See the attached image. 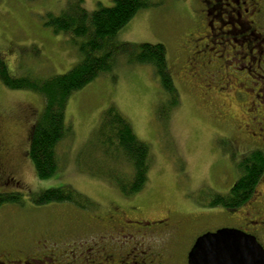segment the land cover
Masks as SVG:
<instances>
[{
    "label": "rangeland",
    "instance_id": "rangeland-1",
    "mask_svg": "<svg viewBox=\"0 0 264 264\" xmlns=\"http://www.w3.org/2000/svg\"><path fill=\"white\" fill-rule=\"evenodd\" d=\"M153 3L137 14L116 40L165 47L179 104L171 106L151 66L128 64L120 56L110 73L70 98L65 121L71 134L57 148L60 170L52 179L40 180L28 156L31 131L42 115L44 98L31 90L7 88L0 79V194L22 193L20 203L0 208V239L13 236L33 244L59 238L64 241L60 248L75 243L79 250L141 240L144 247L162 252L169 264H185L201 234L242 229L244 220L264 207V177L251 201L238 210L209 206L214 196L229 195L240 180L238 165L244 156L264 150V92L259 91L262 80L256 67L249 68L238 58L226 65L203 60L223 55L219 40L211 46L210 55L199 52L197 71H206L211 64L223 79L230 78L227 72L233 80L246 81L226 93L208 92L205 85L209 82L196 76V55L191 52L204 35L196 31L200 12L204 14L199 0ZM100 4L112 7L114 2L0 0V61L10 77L40 81L71 71L82 60L78 46L72 36L56 34L50 21L63 13H77L79 7L91 14ZM215 28L220 29L218 23ZM198 45V50H203L201 41ZM228 48L232 56L234 50ZM252 79L258 81L251 89ZM217 85L225 86L224 82ZM214 86L215 82L210 83L209 89ZM111 107L128 119L138 139L151 150L148 184L131 197L92 171V167L100 169L107 163L95 149V136ZM159 108L168 116L159 117ZM129 166L126 162L112 165L131 176ZM67 186L86 197L89 208L72 203L37 206L30 199V195L35 198L45 190ZM120 225L122 232L117 230ZM104 235L107 239H101ZM109 237H115V244L108 245L112 242ZM66 238L72 240L68 243Z\"/></svg>",
    "mask_w": 264,
    "mask_h": 264
},
{
    "label": "trees",
    "instance_id": "trees-1",
    "mask_svg": "<svg viewBox=\"0 0 264 264\" xmlns=\"http://www.w3.org/2000/svg\"><path fill=\"white\" fill-rule=\"evenodd\" d=\"M113 2L112 7L98 5L91 14L79 7L77 13H63L50 21L56 34L74 38L82 56L81 62L68 73L49 80L14 79L0 61V79L7 88L31 90L44 98L42 115L31 131L28 153L36 175L42 181L54 178L60 170L57 148L71 134L65 121L70 98L96 79L110 73L120 56L125 57L128 64L151 66L160 85L170 97L171 106L176 107L179 104L178 90L170 71L165 47L151 43L122 44L116 40L137 14L155 5L153 0ZM161 109H158L159 117H167L168 113ZM101 120L95 136V149L104 163H107L100 169L92 167L94 175L110 180L123 195L131 197L142 192L148 184L151 166V150L148 144L138 139L131 123L117 109L108 108ZM122 162L132 167L131 176L112 167ZM238 168L241 172L240 180L230 189L229 195L214 196L210 201V208L221 206L232 212L251 201L264 177V152L255 151L244 156ZM21 194H0V208L3 204L20 203L18 197ZM30 199L37 206L51 203H72L82 208L90 206L88 199L71 186L48 189L35 198L30 195Z\"/></svg>",
    "mask_w": 264,
    "mask_h": 264
},
{
    "label": "flooded vegetation",
    "instance_id": "flooded-vegetation-1",
    "mask_svg": "<svg viewBox=\"0 0 264 264\" xmlns=\"http://www.w3.org/2000/svg\"><path fill=\"white\" fill-rule=\"evenodd\" d=\"M199 2L203 7L204 14L200 12V16L198 17L200 22L196 31L204 34L201 38L202 40H199L203 44V50H198L199 41H197L193 45L195 47L191 52L194 57L196 55L193 59L195 61V71L197 72L196 76H200L201 78L204 76V80L209 82V84L205 85V90L208 92L217 90L226 93L231 90L230 88L234 90L236 88L234 85H243L246 81L245 78L233 80L232 74L227 72L226 75L231 79L228 77L223 79L215 73L217 69H212L211 64L206 71L205 68L197 71L201 61L197 60L199 52H207L210 55L212 52L211 46L213 47L214 44L221 40L219 46L223 55L218 57L217 60L215 58L211 60L210 56L202 59H208V61L215 64L223 63L226 65L227 62L238 58L249 68L255 66L257 70L256 75H258V79L262 80L259 83V91L264 92V0H199ZM216 23L220 26V29H218L220 34H217ZM227 29L228 31H225ZM228 46L234 50L232 56ZM227 56L229 58L222 59ZM219 73L221 74V72ZM244 74H247V72L242 75ZM248 75L251 76L249 73ZM201 80L199 79V81ZM257 81L253 80L252 83H249L251 89L256 85L255 82ZM212 82H215V86L213 89H209ZM220 82H224L225 86L217 85ZM255 151L264 152V150ZM250 153L247 155H250ZM255 211L252 218L244 220V225L239 230L253 237L255 236L258 243L264 249V207L257 208ZM124 222L128 224V220H124ZM117 230L118 232H122V226H118ZM138 231L140 230L138 229ZM138 231L137 233L139 234ZM124 233L120 235L123 236ZM131 234L128 233V235ZM140 237L142 238V236ZM102 238L107 239L106 235L101 236ZM109 238L112 239V242L108 245L115 244V237ZM142 239L144 240V238ZM70 240L72 238H66L68 243ZM60 242L64 243L63 239L58 238V240L52 241L51 238H47L42 239V241L36 240V243L33 244H25L13 236L0 239V264H169V260L165 258L162 252L155 251L148 246L144 247L141 240L126 242L124 245L113 246L112 248L105 247V243H103L102 246L96 245L86 247L85 249L80 247V250L75 243L69 245H66V243L64 247L60 248ZM68 248L70 249L69 251ZM188 260L189 258L185 260V264L186 261L188 264Z\"/></svg>",
    "mask_w": 264,
    "mask_h": 264
},
{
    "label": "water",
    "instance_id": "water-1",
    "mask_svg": "<svg viewBox=\"0 0 264 264\" xmlns=\"http://www.w3.org/2000/svg\"><path fill=\"white\" fill-rule=\"evenodd\" d=\"M188 264H264V249L256 237L236 228L199 237Z\"/></svg>",
    "mask_w": 264,
    "mask_h": 264
},
{
    "label": "bare ground",
    "instance_id": "bare-ground-1",
    "mask_svg": "<svg viewBox=\"0 0 264 264\" xmlns=\"http://www.w3.org/2000/svg\"><path fill=\"white\" fill-rule=\"evenodd\" d=\"M252 111V110H251Z\"/></svg>",
    "mask_w": 264,
    "mask_h": 264
}]
</instances>
